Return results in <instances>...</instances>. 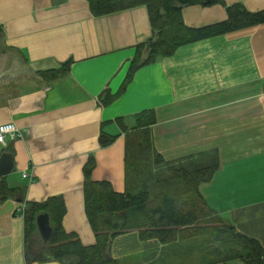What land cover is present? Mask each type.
Instances as JSON below:
<instances>
[{
  "label": "crops",
  "instance_id": "1",
  "mask_svg": "<svg viewBox=\"0 0 264 264\" xmlns=\"http://www.w3.org/2000/svg\"><path fill=\"white\" fill-rule=\"evenodd\" d=\"M224 1L264 9V0ZM226 18L221 4L183 9L190 27ZM0 26V125L14 122L19 129L0 143V157L12 154L7 182L23 187L27 201L62 195L65 230L85 245L95 243L83 167L94 155L93 179L124 192L125 128L135 125L136 114L154 110L155 150L168 162L217 150L220 166L199 190L225 221L264 246V23L179 47L139 68L111 101L136 46L153 36L145 5L94 16L87 0H0ZM69 59L65 77L45 81L38 74ZM102 131L118 137L102 147ZM18 204L14 198L0 204V264H62L27 263ZM166 248L132 231L113 241L111 255Z\"/></svg>",
  "mask_w": 264,
  "mask_h": 264
},
{
  "label": "trees",
  "instance_id": "2",
  "mask_svg": "<svg viewBox=\"0 0 264 264\" xmlns=\"http://www.w3.org/2000/svg\"><path fill=\"white\" fill-rule=\"evenodd\" d=\"M87 1L94 16L145 5L153 29V36L136 46L126 79L110 101L124 91L139 68L173 55L179 47L264 23V9L253 12L242 3L227 5L224 0ZM215 4L226 7V20L202 27H190L184 22L185 6ZM3 38L0 26V43ZM72 62L66 60L38 74L45 81L65 77ZM135 118V125L125 128L124 192L116 191L109 181L93 179L94 155L89 156L83 167L85 212L96 237L91 245H85L78 234L65 230L63 218L67 206L62 195L27 201L23 187L11 186L6 176L0 177V204L10 198L25 204L22 215L27 263L121 264L120 259L111 255L112 243L120 235L137 231L142 239H156L166 246L163 254H171L161 257L153 252L154 256L148 259L151 264H173V260L186 264H264V246L225 221L199 190L200 184L211 181L220 166L218 151L168 162L152 143L150 127L156 121L155 111H142ZM117 137L102 131L100 145L107 147ZM42 213L49 215L53 229L48 242L37 230V217ZM169 257L170 261L166 259Z\"/></svg>",
  "mask_w": 264,
  "mask_h": 264
},
{
  "label": "water",
  "instance_id": "3",
  "mask_svg": "<svg viewBox=\"0 0 264 264\" xmlns=\"http://www.w3.org/2000/svg\"><path fill=\"white\" fill-rule=\"evenodd\" d=\"M14 169V160L11 153L5 152L0 157V176H6L10 174ZM37 230L40 233L42 239L48 242L53 233V229L50 224V218L47 213H42L37 217Z\"/></svg>",
  "mask_w": 264,
  "mask_h": 264
},
{
  "label": "rangeland",
  "instance_id": "4",
  "mask_svg": "<svg viewBox=\"0 0 264 264\" xmlns=\"http://www.w3.org/2000/svg\"><path fill=\"white\" fill-rule=\"evenodd\" d=\"M133 123H134V121H130V124L131 125H133ZM129 124V125H130ZM216 245V244H215ZM161 250L162 249H159V250H155V251H157V255L158 256H161V257H163V256H165V254L167 255V256H171V254H169V253H165V254H162L161 253ZM133 252H125L124 254H119L120 256V260H121V264H151L149 261L150 260H148L149 259V255H152L153 256V251H151V250H145V251H142V252H140L139 250H132ZM113 253H115V249L113 248ZM172 259V257H170V259H169V261ZM173 262V264L175 263V264H186L185 263V261H182V260H173L172 261ZM152 264H156V263H152ZM157 264H160V263H157ZM168 264H170V262L168 263ZM195 264H196V262H195ZM229 264H242V263H240V262H231V263H229Z\"/></svg>",
  "mask_w": 264,
  "mask_h": 264
},
{
  "label": "built area",
  "instance_id": "5",
  "mask_svg": "<svg viewBox=\"0 0 264 264\" xmlns=\"http://www.w3.org/2000/svg\"><path fill=\"white\" fill-rule=\"evenodd\" d=\"M7 134H10L12 137H15L19 134V129L14 122H9L0 125V143L5 144V137ZM27 176V173L24 172V177ZM25 209V204H18L17 211L22 215Z\"/></svg>",
  "mask_w": 264,
  "mask_h": 264
}]
</instances>
